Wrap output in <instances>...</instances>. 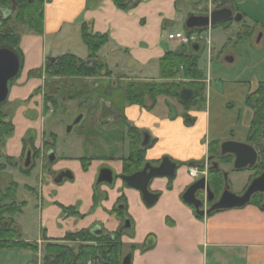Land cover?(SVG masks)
Masks as SVG:
<instances>
[{"label": "crops", "instance_id": "1", "mask_svg": "<svg viewBox=\"0 0 264 264\" xmlns=\"http://www.w3.org/2000/svg\"><path fill=\"white\" fill-rule=\"evenodd\" d=\"M43 1V33L20 34L18 82L9 90L0 111L3 115H10L13 125L4 154L11 160L22 158L26 150L24 137L31 129L30 113L41 114L36 127L42 129L49 112L45 113L43 95L38 93L45 77L43 74L40 77L30 76V73L39 70L43 73L49 58L66 54L86 60L88 52L81 40L83 24L93 33L108 36L109 42L101 49L99 56L112 72V80L114 76L124 78V82L157 80L151 74L158 71L159 60L166 53L180 49L175 43L172 45L165 35L176 21L177 0H138L137 5L127 11L118 9L111 0ZM170 34H174L173 31ZM75 80H70V84ZM85 81L89 86L93 83L91 79ZM56 99L58 101L60 98ZM169 100L161 98L165 106L170 103ZM170 105L172 111L167 107L158 114V105L151 111L138 106H129L124 110L128 125L149 135L145 161L158 167L166 159L176 166L173 177L160 176L150 181L149 192L157 196L155 202L146 204L141 193L124 182L111 194L104 190L105 199L101 205H97L93 194V174L85 186L88 200L80 205V221L62 216L61 207L64 205L55 201L57 199L63 204L61 198L45 196L49 206L41 210V215L44 212L46 226L40 224V239L37 238V241L61 240L67 234L95 227L102 234L112 235L122 228L124 216L131 224V236L124 237L121 244L123 248L135 247L132 249L131 264H264V209L249 204L201 217L183 201L184 192L194 182L188 174L189 168L194 166L189 164L204 162L209 144L214 140L208 144L204 141L205 117L195 120L192 127H186L180 117L179 105V109ZM197 114L200 113H190L195 119ZM170 115L175 117L171 118ZM98 117L99 123L102 122L98 128L105 136L104 130L110 121ZM199 125L202 129L197 130ZM39 136L45 142V133ZM50 138L55 137L51 135ZM100 141L104 154L115 151V159L121 162L117 173L122 174L123 160L128 156V142L110 145L109 148L104 139ZM103 158L104 168L110 170L109 159ZM178 163L183 164L182 167ZM165 177L167 179H162ZM65 203L69 204L66 200ZM119 206H122L123 213L120 216L112 214L114 208ZM146 243L149 249L139 250ZM21 253L27 257L34 256L30 250L21 249Z\"/></svg>", "mask_w": 264, "mask_h": 264}, {"label": "rangeland", "instance_id": "2", "mask_svg": "<svg viewBox=\"0 0 264 264\" xmlns=\"http://www.w3.org/2000/svg\"><path fill=\"white\" fill-rule=\"evenodd\" d=\"M219 6V3H214L211 0H177V18L171 29L165 32L166 38L172 31L186 35L184 27L190 15L205 17L214 10H218ZM226 7L236 14L243 13L244 18L240 21L232 20L228 23L227 29L222 26H214L193 33L200 39H195L188 44L175 43L178 48L186 49H190L192 44L199 45L196 54L199 58L198 67L206 77L207 85L205 102L195 112L200 114H197V119L195 116L193 118L198 120L201 116L205 117L204 141L207 144L213 140L246 142L249 113L245 106V99L259 83L264 82V34L262 35L264 32V1H232L226 4ZM19 33L28 34L24 29H21ZM172 45H174L173 42ZM78 55L81 56V54ZM151 75L157 79L158 71L156 70ZM36 76L40 77V74L37 73ZM17 80L14 78L8 82V93L18 82ZM114 80L124 82V78L116 76H114ZM86 88H89V84L85 80H75L72 82V86H63L58 95L59 102L56 108H50L42 123V129L36 127L41 114L30 113L31 129L24 137L26 150L22 158L17 157L11 163H6L4 154L7 151L8 138L0 148V165L6 166V170L0 173V188L6 187L11 181L17 184L15 201L16 204L21 205V213L12 216L10 221L21 240L36 242L40 239V224L46 226L45 220H47L44 217V212L41 215V210H45L49 206L46 195L56 196V198L58 196L64 201L62 204L59 200H55L64 205L61 207L63 217L68 216L70 217L68 219L81 220L80 205L88 200V191L85 186L93 174V194L97 205H101L105 199L104 190L111 194L114 190L119 189V184L124 183L121 173H117L121 162L115 159V151L104 154V147L100 141L104 139L102 130L98 128L102 122L99 123V111L96 113L93 109L96 103L99 104V100L91 95L92 100L82 104L83 97L75 96L77 92L81 93ZM49 89H52L51 85L45 86L44 84L38 93L43 95ZM74 96L73 101L68 102L69 97ZM168 102L179 109L175 100L170 99ZM170 103L165 106L159 98L156 104V106L158 105L156 114L167 107H170L169 109L172 111ZM3 106H0V111ZM79 116L82 118L76 123ZM6 120L11 121L9 114ZM200 126L197 127V130L202 129ZM69 127H71L70 132L67 131ZM42 133H45V142L51 140V135L55 137L54 146L43 147L45 142L39 136ZM109 148H111L110 145ZM35 151H39L40 156L31 158L33 168L29 176H25L23 172L27 167V154ZM49 152L54 155L52 161L47 157ZM103 156L105 159H109V169L113 177L111 184L97 183L100 172L106 169L102 161ZM225 171L227 173L225 185L228 191L235 196L241 195L244 188L255 178L254 171L250 170L233 172L227 169ZM62 175L64 178L60 177ZM71 179L73 181H70ZM196 181L197 179L194 180V182ZM65 200L69 203L68 205ZM62 208L72 210L65 211ZM121 208L122 206H119L114 210L123 213ZM70 211L77 213L78 216L69 214ZM122 220H124V228L129 219L123 216ZM92 229L87 231L90 232ZM129 236V232L125 229L120 241ZM122 252L126 256H131L133 253L132 249L127 246H124ZM34 256L36 257V254ZM34 256L22 255L21 249L3 250L0 252V264H35Z\"/></svg>", "mask_w": 264, "mask_h": 264}, {"label": "trees", "instance_id": "3", "mask_svg": "<svg viewBox=\"0 0 264 264\" xmlns=\"http://www.w3.org/2000/svg\"><path fill=\"white\" fill-rule=\"evenodd\" d=\"M114 5L123 11H127L137 5L138 0H111ZM219 3V9L227 8L226 4L232 0H211ZM16 7L11 10L10 15L0 23V49L9 48L14 50L18 57L20 30L24 29L35 35L43 33V0H15ZM2 8H11V0H0ZM242 19L244 16L241 14ZM229 22H223L216 26L228 28ZM202 29L187 30V35L194 32H201ZM81 40L86 47L88 57L86 60H80L73 55L66 54L59 57L54 64L47 62L43 73L36 71L30 73V76H36L37 73L45 77V86L50 84L51 88L43 94L44 111L56 108L63 86H72L70 80H93V83L83 92H77L75 96L83 98H92L94 96L101 104L94 105V112L99 111L102 119L111 118L108 128L104 130L103 138L109 145L128 142V156L123 160L122 177H129L140 172L147 164L145 161V151L149 147H141V132L130 127L124 116V110L129 106H138L147 111H151L157 104L159 98L172 99L177 102L181 108L180 117L183 119L186 127H192L195 119L190 115L196 112L199 106L205 102V91L207 80L198 67L197 51L198 44H192L189 48H180L173 52L166 53L158 63V79L151 81H126L118 82L112 80V72L100 59L101 49L109 42L106 34L93 33L83 24L81 26ZM196 46L197 50L194 49ZM20 60V59H19ZM87 62H90L88 64ZM95 81V82H94ZM63 82V83H62ZM69 97V100L75 98ZM89 100V101H91ZM65 101V100H64ZM108 104V105H107ZM3 104H0V106ZM245 106L248 109L249 124L247 129V139L250 142H256L261 134L264 133V82L258 84L245 99ZM100 107V108H99ZM101 112V113H100ZM6 115L0 112V148L4 141L12 134L13 125L6 120ZM175 116H171L174 118ZM112 139V140H111ZM114 139V140H113ZM45 146H54V138L45 142ZM219 141L215 140L209 144L208 157L216 159L219 162L230 157H221L219 155ZM39 151L31 152L29 165L23 174L29 176L33 164L32 157H39ZM6 163H11L10 158L4 157ZM166 160V159H165ZM151 165V164H150ZM178 166L182 164L178 163ZM196 166L197 163L189 164ZM257 169V168H256ZM6 170L5 165H0V173ZM210 178L217 186L221 185L222 177L220 172H210ZM17 184L10 182L6 187L0 188V251L24 249L30 250L34 254L37 251L35 243L25 242L13 228L10 218L21 213V205L16 204L15 197ZM250 204L260 208V201H252ZM65 210V208H62ZM72 210L66 209L65 211ZM112 214H122L118 210H113ZM71 215L77 213L70 211ZM131 236V229H127ZM122 233L112 235L95 236L88 231L67 234L61 240L48 242L44 248L43 264H85L86 260L91 258H108L116 261L123 257V245L120 238ZM135 249V247H131ZM149 249L146 243L140 248L141 251ZM116 263V262H115Z\"/></svg>", "mask_w": 264, "mask_h": 264}, {"label": "water", "instance_id": "4", "mask_svg": "<svg viewBox=\"0 0 264 264\" xmlns=\"http://www.w3.org/2000/svg\"><path fill=\"white\" fill-rule=\"evenodd\" d=\"M11 3L13 4V9H14L16 6L15 0H11ZM5 13L6 11L0 10V21L3 20ZM232 16H233L232 11L228 8L214 10L208 16L205 17L202 16L195 17L191 15L187 18L185 22V29L193 30V29L214 27L220 23L231 20ZM233 19L235 21H240L242 17L240 14H237ZM57 59L58 58H49L47 61L50 64H54L56 63ZM19 70H20V60L18 55L15 53V51L9 48H1L0 49V104H3L6 101L8 95V82L17 77ZM81 118L82 116H79L76 120V123H78L81 120ZM70 130L71 127H69L67 131L70 132ZM148 144H149V135L148 134L146 136L143 135V140L140 146L145 147ZM30 154H31L30 152L27 154L26 166L29 165ZM220 154L221 156L232 155L235 158L233 167L234 170L237 171L246 168H252L255 165L257 159V154L252 147L246 144L229 142V141L221 144ZM47 157L50 161L54 160V156L51 152L47 154ZM175 168L176 166L173 163H171L169 160H163L158 167L149 168V165H146L142 171L133 174L129 177H122V178L127 186L131 188H135L141 193L142 199L146 204L151 205L155 202L157 196L152 195L148 191V185L150 181L153 178L160 176L173 177ZM226 178L227 177L224 176L225 181ZM112 181H113L112 174L111 171H109L108 169L102 170L97 179L98 184L101 183L111 184ZM204 189L209 192L208 188L206 187L205 178H201L200 180L189 186L182 196L183 201L191 205L195 209L196 214L201 217L207 216L214 211L241 208L247 205L250 202V198L252 195L256 193L264 192V173L250 183L246 192L242 196H235L231 194L229 191L225 190L222 193L220 200L213 208H210L207 211H200L199 209L201 206V202L195 198V194L197 191H201ZM91 233H93L95 236H99L100 229L98 227H95L93 230H91ZM123 264H131V256H126L123 260Z\"/></svg>", "mask_w": 264, "mask_h": 264}, {"label": "flooded vegetation", "instance_id": "5", "mask_svg": "<svg viewBox=\"0 0 264 264\" xmlns=\"http://www.w3.org/2000/svg\"><path fill=\"white\" fill-rule=\"evenodd\" d=\"M14 9H13V4H12L11 8H2L0 6V10L6 11L3 20H5L10 15L11 10H14ZM218 10H220V9H218ZM232 15H233L232 16V19L229 20V21H226V22H231L232 20H234L233 18L237 14H236V12L232 11ZM3 20H1L0 23ZM87 63L90 64V62H87ZM89 100H91V99L90 98H82L81 103L83 104V103L90 102ZM71 101H73V100H68V102H71ZM100 103H101V101L99 102V104ZM106 120L109 122V121H111V118H108ZM143 135L146 136V134L144 132H141L140 145H141L142 140H143ZM263 141H264V133L261 134L258 139H256V142L255 143L254 142H250L247 139V133H246V142L245 143H242V144H246V145L252 147L255 150L256 154H257L256 163H255V165L252 168H246V169L239 170V171L234 170L233 163H234L235 158L232 155L221 156V154H220V146L224 142H219V149H218L219 155L221 157H227L228 156L230 158H226V159L222 160L224 162H219L218 160L211 159V158H209L207 156V159L204 162H201V163L198 162L197 165L194 166V168L197 169L198 173H200V175L196 178L197 181L200 180L201 178H205L206 187L209 190V192H208L207 190L204 189V190H201V191H197L196 194H195V198L198 201L201 202V206H200V209H199L200 211H207L210 208H213L217 204V202L220 200L222 193L225 190L228 191V189H227V187L225 185L226 184V181L224 179V176H226V174H227L225 170L228 169V170L233 171V172H240V171H245V170L254 171V173H255V178L254 179H256L257 177H259L261 174L264 173V142ZM30 156H31V154H30ZM146 165H149V168L155 167V166H151L150 163L145 164L144 167ZM142 170H140V171H142ZM210 172H220L221 177H222V183H221L220 186L219 185L217 186L216 184H214L212 182V180L210 178V175H209ZM60 177H63V175L60 176ZM59 179H61V178H59ZM194 183L195 182H193L192 184H194ZM250 183L244 188V190L242 191L241 195H239V196H242L246 192V190H247L248 186L250 185ZM257 200L261 202V207H262V209H264V192H262V193H256V194L252 195L251 198H250V202L247 205H249L252 201H257ZM216 212H219V211H214L212 213H216ZM212 213H210V214H212ZM125 229L126 230L127 229H131L130 222H127L125 224V227L124 228H123V225H122V228L118 231V233H123V231ZM90 233H91V231H90ZM91 234H93V233H91ZM101 235H108V234H102L100 232V235L99 236H101ZM48 242H51V241H49V240L48 241L39 240V241H36L35 242V245H36V248H37V251L35 253L36 254V257H35L36 258V263L35 264H43V260H44V248H45V245ZM125 257H126V254L123 257L117 258L116 261H114L111 258L110 259H108V258L105 259V258H102V257L91 258V259L86 260V263L85 264H123V260H124Z\"/></svg>", "mask_w": 264, "mask_h": 264}, {"label": "built area", "instance_id": "6", "mask_svg": "<svg viewBox=\"0 0 264 264\" xmlns=\"http://www.w3.org/2000/svg\"><path fill=\"white\" fill-rule=\"evenodd\" d=\"M168 40L170 42H173V43H179V44H188L189 42L191 41H194L195 39L196 40H199V36L195 35V34H191V35H182L181 33H174V34H170L168 35ZM189 176L192 178V179H195L197 178L200 173H198L197 169L196 168H190L189 169Z\"/></svg>", "mask_w": 264, "mask_h": 264}]
</instances>
